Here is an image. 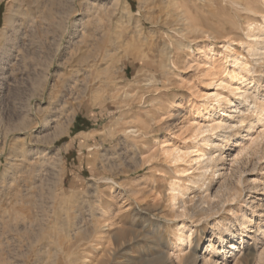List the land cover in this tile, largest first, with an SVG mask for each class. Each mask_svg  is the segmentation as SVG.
<instances>
[{"label": "rangeland", "instance_id": "374dc122", "mask_svg": "<svg viewBox=\"0 0 264 264\" xmlns=\"http://www.w3.org/2000/svg\"><path fill=\"white\" fill-rule=\"evenodd\" d=\"M24 1L0 0V264H264V121L240 106L224 136H193L234 107L215 106L217 94L235 102L249 84L243 55L264 101V60L246 44L264 1ZM78 114L82 137L76 124L68 134ZM195 148L223 152L222 177L186 181L199 173ZM175 179L192 219L175 217ZM180 222L190 241L175 245ZM235 241L240 254L224 258Z\"/></svg>", "mask_w": 264, "mask_h": 264}, {"label": "bare ground", "instance_id": "6f19581e", "mask_svg": "<svg viewBox=\"0 0 264 264\" xmlns=\"http://www.w3.org/2000/svg\"><path fill=\"white\" fill-rule=\"evenodd\" d=\"M38 1L39 0H27V1L25 0L24 3L26 5H28V9L29 8L31 9V8H33V6H35V4ZM48 2H50V0H48ZM53 2L54 1L51 0V3H53ZM42 3H44L43 0H42ZM53 4H55V3H53ZM28 9H25L27 13L30 12ZM26 12H23V15L26 14ZM129 12H130V10H129ZM263 18H264V16H263ZM247 37L251 39L250 41L246 42V44H247L249 53H250L251 57L253 58L252 60L256 61V62H258L260 60H264V21L260 25L250 23V26L248 27ZM9 39H10V36L3 31L0 35V55L7 49V44L10 41ZM237 61H239V62H237V65H239L241 67V72H240L241 75L239 77V80H246L249 82V84L247 85V87L244 86V87L235 88L237 90L242 88L240 92L236 93L238 98H237V101H235V102H233V100H231L230 98H227V97L222 98L220 94H217L215 96V103H216V104H214L215 106L221 105V103H223V101H224V102H228L229 105L234 104V107L229 108L226 111H222L223 115L220 116V118L219 117L214 118L213 121L211 123L205 125V127L199 125L195 129L194 134H193V136L196 140H197V138L200 137V134H204L206 132H208V133L220 132L219 136H224L225 130L231 127L229 124V120H227L224 117V115H226L229 112H238V110H240V106H246V108L250 109V107L253 105L256 109L255 111L257 112V114L259 116L257 122H263L264 121V101L259 100V94H258L259 86L254 85L253 87H249V85L253 84V81L255 80L254 79L255 77L253 76V74H252V76H249V75H251V73H254V66H253L254 63L252 64V61H250L248 59V57L245 55H243V59L241 58V59H238ZM232 91H235V90H232ZM215 106H213V107H215ZM239 120H240V123H244V120L242 118H240ZM236 124H237V122H236ZM61 125H63V124H61ZM67 125L63 126V127H67ZM231 125H232V123H231ZM254 127H255V122H249L248 124H246L245 128H246L247 136L249 135V133L251 132V130ZM58 128H60V127H58ZM59 130L62 131L61 128ZM63 130H64V128H63ZM64 131H63V133H64ZM202 141H203L204 146H206V147H211V148L216 147L215 143H214L215 141L212 139V136L210 134L207 137H204L202 139ZM236 144L238 145V141L236 142ZM221 147L223 148V145H221ZM192 152H197V154H196L197 156H196V158H194V160L192 162L199 165L196 169V171H199V173L198 174L192 173L191 176H189L188 180H186V181H188L190 184H198V183L204 181L206 179V176H208V175L215 177L218 172L219 173L217 175L220 178L225 173V170L228 169V165H222L223 168H221L220 170L216 169L219 166V161L224 160V158L222 157L223 152L219 153L218 157L216 155H214V151L203 153L202 150H200V148H195ZM181 158H182V154L177 153L175 159L178 161ZM220 171H224V172L220 173ZM185 172H189V170H185L182 173H185ZM188 192H189V188L184 187L182 185L180 179H175L170 183L169 199H170L171 205L174 209V213L176 215L175 217H178L179 219H182V220L184 219V217H190L192 219L198 215L197 211L191 210V211H193V212H191L186 207L185 196L188 195ZM233 195H234V193H232V190H230L229 196H233ZM208 197H210V196H208ZM231 198H233V197H231ZM203 200H205V198ZM204 202H206V201H204ZM201 203H203V202H201ZM200 205H198V206H200ZM176 206L178 207L177 209H176ZM199 212H200L199 214H207L211 211H209L206 208H201ZM246 216L247 215H244V219L242 220L243 222L242 223L240 222L241 223L240 225L242 226L241 231H243L246 228V224L248 223V218L247 219L245 218ZM220 222H222V221H220ZM221 224L218 226L219 232H217V233L213 232V233L215 235V239L218 242L224 243L225 239H223L221 234H220L221 233L220 232L221 231ZM186 228H187V224L185 222L179 223L178 228H177V232H176L177 243L175 245H178L180 242H184V241L187 242V240H188V242L190 241L191 235H189V236L186 235V233H185ZM227 231L229 232V236L232 237L233 239H235L237 235H242V232H240V231L237 234L236 233L237 230L234 231L232 225L227 228ZM243 242L244 241H241V243H239L238 241L232 242L229 246V249H226L225 247L220 249L221 254L223 255L224 258L232 257V256L236 257L238 255V253L240 254V252H241V247H242ZM239 244H241V245H239ZM250 250H251L250 247L247 248L246 253L248 254L250 252ZM195 260H196V264H198L199 258L196 257ZM212 264H219V262H218V260H216V261H213Z\"/></svg>", "mask_w": 264, "mask_h": 264}, {"label": "crops", "instance_id": "0c3cea01", "mask_svg": "<svg viewBox=\"0 0 264 264\" xmlns=\"http://www.w3.org/2000/svg\"><path fill=\"white\" fill-rule=\"evenodd\" d=\"M83 118H85L84 114H81V115L78 114V117L77 118L75 117L73 123H71L72 126L70 125L71 129L69 128L68 132L69 131L71 132L72 128H74L76 124V132H75L76 134H74V137H82L84 136V134L87 133L86 130H83L84 124L86 122V120L82 121ZM70 132L68 134H70Z\"/></svg>", "mask_w": 264, "mask_h": 264}, {"label": "trees", "instance_id": "16d2710c", "mask_svg": "<svg viewBox=\"0 0 264 264\" xmlns=\"http://www.w3.org/2000/svg\"><path fill=\"white\" fill-rule=\"evenodd\" d=\"M2 9V8H1ZM0 15H1V12H0Z\"/></svg>", "mask_w": 264, "mask_h": 264}]
</instances>
